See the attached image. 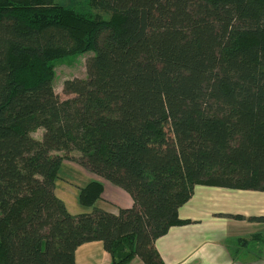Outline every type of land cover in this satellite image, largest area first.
<instances>
[{"label":"trees","instance_id":"obj_1","mask_svg":"<svg viewBox=\"0 0 264 264\" xmlns=\"http://www.w3.org/2000/svg\"><path fill=\"white\" fill-rule=\"evenodd\" d=\"M89 50L60 98L53 63ZM72 150L132 205L70 213L54 181ZM196 185L264 191V0H0V264H75L89 241L163 264L154 241L191 222Z\"/></svg>","mask_w":264,"mask_h":264},{"label":"crops","instance_id":"obj_2","mask_svg":"<svg viewBox=\"0 0 264 264\" xmlns=\"http://www.w3.org/2000/svg\"><path fill=\"white\" fill-rule=\"evenodd\" d=\"M100 181L101 198L93 206H83L80 212L96 207L117 213L119 208L132 205L125 190L105 179ZM178 216L191 222L169 227L154 241L163 264H264V243L259 244L260 237L249 240L256 234L264 239V221L246 219L264 216V191L196 185L192 196L179 207ZM240 239L249 242L238 245V241H243ZM74 261L112 264L101 241L80 244ZM125 264L144 263L135 256Z\"/></svg>","mask_w":264,"mask_h":264},{"label":"rangeland","instance_id":"obj_3","mask_svg":"<svg viewBox=\"0 0 264 264\" xmlns=\"http://www.w3.org/2000/svg\"><path fill=\"white\" fill-rule=\"evenodd\" d=\"M58 3L66 6L75 4L78 0H56ZM94 51L78 52L60 57L53 63L54 76L52 86L54 91L62 99L70 96L62 91V84L65 79L72 77H85V62L87 58L92 56ZM42 128H38L31 132L34 137L41 139ZM59 154H63L62 151ZM79 155L78 151L72 150L69 153V159L62 161L57 177L54 181V193L57 197L64 201L68 211L71 213H79L83 207L78 202L79 188L84 186L91 180L100 181L104 178L90 172L81 164L75 162V158ZM101 182V181H100Z\"/></svg>","mask_w":264,"mask_h":264}]
</instances>
